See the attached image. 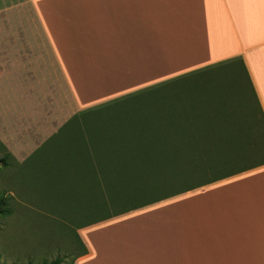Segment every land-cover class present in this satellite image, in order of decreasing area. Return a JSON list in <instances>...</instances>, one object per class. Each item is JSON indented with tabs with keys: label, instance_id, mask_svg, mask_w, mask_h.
Instances as JSON below:
<instances>
[{
	"label": "crops",
	"instance_id": "obj_1",
	"mask_svg": "<svg viewBox=\"0 0 264 264\" xmlns=\"http://www.w3.org/2000/svg\"><path fill=\"white\" fill-rule=\"evenodd\" d=\"M87 46L115 52V78L91 79L113 85L94 93L83 85ZM237 58L264 112V0H0V141L27 159L79 112ZM41 82L55 102L21 136L8 96L22 103ZM171 204H190L176 234H113L111 264H264V165L81 228L87 253L75 264L101 253L89 232Z\"/></svg>",
	"mask_w": 264,
	"mask_h": 264
},
{
	"label": "trees",
	"instance_id": "obj_2",
	"mask_svg": "<svg viewBox=\"0 0 264 264\" xmlns=\"http://www.w3.org/2000/svg\"><path fill=\"white\" fill-rule=\"evenodd\" d=\"M220 71L249 81L256 108L248 121L231 107L206 111L174 91L191 76L220 80ZM0 151V172L20 166L25 180L47 182L39 192L51 203L42 206L47 211L98 213L81 229L263 166L264 112L237 58L79 112L22 163L1 141ZM13 210L11 196L0 193V221ZM79 239L77 258L87 253Z\"/></svg>",
	"mask_w": 264,
	"mask_h": 264
},
{
	"label": "rangeland",
	"instance_id": "obj_3",
	"mask_svg": "<svg viewBox=\"0 0 264 264\" xmlns=\"http://www.w3.org/2000/svg\"><path fill=\"white\" fill-rule=\"evenodd\" d=\"M81 53H83L81 58L84 60L82 62L83 69L87 71V78L83 85L86 86L88 93H94V90H99L101 87L102 89L111 87L113 84L109 83L103 84L97 89L96 83L94 84L91 79L100 77L111 81L112 78H115V62H113L115 52L107 50L101 53L97 47L87 46L82 47ZM72 56L76 57L77 54L72 53ZM102 70L104 76L93 74L95 72L102 74ZM218 71L214 72L213 70L214 73ZM219 75L224 76L220 80L207 76V80L203 81L198 79L201 75L185 78L176 84L177 89L174 91L180 96H186L189 101L198 102L200 107L206 111L212 106L222 107L224 110L231 107L241 115L243 114V120L251 119L256 108V102L246 76L244 74L240 76L238 74L229 75L222 71ZM113 83L115 84V82ZM42 85L41 82L38 93L30 96V99L27 97V100H21L22 103L17 102L16 91L8 96V104L18 108L15 114L19 121L16 124V130L19 133L26 130V127L21 126L28 118L34 119L35 117L38 119L41 117V112L45 118L48 117L42 108L53 104L55 99L51 92L42 93L44 91ZM68 92L66 89V96L63 95L62 99L69 98L71 93ZM163 94L169 96V92L161 95ZM26 96L24 95V97ZM27 101L30 103H26ZM25 106L28 108L30 106L31 109H26ZM51 114L52 112L50 116ZM259 122L261 121L259 120ZM20 135L22 136L21 133ZM32 148H35V145ZM2 155L3 152L0 151V156ZM16 160L22 163L26 159L24 157ZM21 168L14 166L0 172V193L11 196L14 208L11 216L0 221V264H42L44 261L50 262L57 258L63 259L62 264H75L76 258L83 251L79 239V231L81 230L79 227L98 213L69 214L68 217H62L47 211L42 206H49L51 203L49 201L44 202L46 199H43L39 193L45 189L43 186L47 185V182L36 180L33 177L30 182L25 180L21 177ZM189 209L190 204H171L161 210L142 213L118 221L115 223L114 229L103 227L89 232L88 234L92 235V243L95 246L96 243L102 242L99 251L101 253L98 254L96 260L92 261V264H111L113 234H115L116 241H120L122 238L126 239L128 234H176L175 219L181 216L179 213L184 216L190 215Z\"/></svg>",
	"mask_w": 264,
	"mask_h": 264
}]
</instances>
